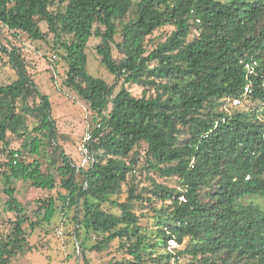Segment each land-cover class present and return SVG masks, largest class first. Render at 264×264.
I'll list each match as a JSON object with an SVG mask.
<instances>
[{"label":"trees","instance_id":"trees-1","mask_svg":"<svg viewBox=\"0 0 264 264\" xmlns=\"http://www.w3.org/2000/svg\"><path fill=\"white\" fill-rule=\"evenodd\" d=\"M1 29L14 40L50 36L66 67L63 85L94 114V163L78 167L58 143L50 98L21 49L0 40L15 73L0 83V179L49 195L34 201L40 222L71 214L63 233L83 264L114 245L120 257L103 264H264V0H0V37ZM91 39L111 84L87 69ZM243 60L256 62L248 81ZM243 102L251 107L240 109ZM138 167L155 175L141 188ZM1 195L3 211L15 215L0 240V264H10L31 251L28 219L13 188ZM169 241L182 248L167 250Z\"/></svg>","mask_w":264,"mask_h":264},{"label":"rangeland","instance_id":"rangeland-1","mask_svg":"<svg viewBox=\"0 0 264 264\" xmlns=\"http://www.w3.org/2000/svg\"><path fill=\"white\" fill-rule=\"evenodd\" d=\"M40 28L42 31H45V24L40 23ZM164 31L169 33L170 27H165ZM1 32V43L6 45L5 38H8V40L12 41L14 45L21 49L33 81L43 94L49 96L51 101L52 118L55 120L56 130L59 134L58 143L63 147L64 151L71 157V159L78 162L79 155L76 152V147L88 129L92 128L94 124L92 120L94 114L75 91L68 89L63 85L66 67L60 57L55 55L54 50L52 49L51 37H47L46 41H31L22 35L19 39L14 40L9 36L7 31L1 29ZM163 34V30H159L154 36H163ZM97 43L98 41L96 39H91L88 43L87 69L93 76L103 79L108 84H111L114 81V77L100 64L99 57L94 50ZM112 52L113 57L116 60L121 58V55L115 46H112ZM53 55L56 57L53 58ZM14 77L15 73L9 66L6 56L0 53V83H7L14 79ZM131 92L133 95L139 96L140 89L133 86L131 87ZM239 106L240 109H247L248 107H251V104L249 102H243ZM28 123H30V120H28ZM20 144L21 143L18 140L13 139L10 147L12 149H17ZM33 159V156L28 154L26 150L22 151L20 162L28 164ZM141 164L142 160L139 166H141ZM52 174L57 178L55 170H52ZM133 176L135 182L138 183V188L144 187L148 184L146 176L150 178L155 177L153 173L146 172L144 169H139V167ZM155 179L157 182L163 183L166 186H175V183L172 180L165 181L163 179ZM0 188H13L15 190V197L25 207V215L28 219V222L23 228H25L27 245L31 248V251L17 253L10 259V264H83L82 258L75 250L74 241L66 237L63 233L65 229L66 231L71 230V221L68 220L71 216L70 213L65 220L62 217V214L57 211L49 224L40 222L43 213L36 214L35 211L37 206L34 201L46 200V197L49 195L42 190L33 188L29 182L14 179L10 181L0 179ZM57 191H59V189L53 191L54 196ZM5 199V196L1 195L0 240L5 238V234L8 233V230L11 227L8 220H15L14 214L3 211V203ZM248 199L249 198L246 200ZM63 219L65 220L64 225H62L61 222ZM29 222H39V225H37L33 231H30L27 225ZM140 223L146 226L149 225L145 219H141ZM87 239V245L91 246L94 243V238ZM181 248L182 246H177L173 243L170 250H180ZM86 257L89 260V264H103L112 257L119 258L120 254L115 252L114 245V247L103 251L101 254L89 252L86 254ZM179 262L182 261L180 260ZM170 263L172 264V260ZM162 264H165V262Z\"/></svg>","mask_w":264,"mask_h":264},{"label":"built area","instance_id":"built-area-1","mask_svg":"<svg viewBox=\"0 0 264 264\" xmlns=\"http://www.w3.org/2000/svg\"><path fill=\"white\" fill-rule=\"evenodd\" d=\"M240 64H242L244 70H245V77L246 80H249V77L251 75H253L254 73V68L256 66V62L253 60L250 61H240ZM250 83L248 82L243 90V96H246L247 94L250 93ZM232 105L236 106L238 104H240V100L239 99H234L232 100ZM101 127V123L98 122L96 124V128H100ZM92 142H93V138H92V134L90 131H87L84 136L81 138V141L79 142V144L76 147V152L79 155V161L77 162V166L78 167H89L92 166L94 163V153L92 150ZM169 248L168 250H170V247L173 246V241H169Z\"/></svg>","mask_w":264,"mask_h":264}]
</instances>
